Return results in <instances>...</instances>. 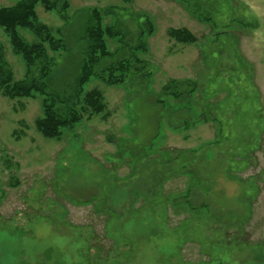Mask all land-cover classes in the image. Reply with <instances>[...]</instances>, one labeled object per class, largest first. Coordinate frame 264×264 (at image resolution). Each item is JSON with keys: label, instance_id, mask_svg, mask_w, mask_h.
<instances>
[{"label": "rangeland", "instance_id": "374dc122", "mask_svg": "<svg viewBox=\"0 0 264 264\" xmlns=\"http://www.w3.org/2000/svg\"><path fill=\"white\" fill-rule=\"evenodd\" d=\"M68 1L67 21L36 8L69 46L50 52L58 62L50 88L73 83L92 9L132 46L144 31L148 51L139 55L151 77L122 85L93 77L84 91L100 89L105 110L58 139L36 127L39 96L0 92V264H264V0ZM170 28L197 41L178 43ZM0 43L14 78H23L1 28ZM172 79L197 86L191 108L156 104Z\"/></svg>", "mask_w": 264, "mask_h": 264}, {"label": "trees", "instance_id": "16d2710c", "mask_svg": "<svg viewBox=\"0 0 264 264\" xmlns=\"http://www.w3.org/2000/svg\"><path fill=\"white\" fill-rule=\"evenodd\" d=\"M119 1L130 3L133 0ZM39 3L48 11H56L62 20H69L68 0H19L14 5L0 8V28L8 36L14 53L22 58L25 65V76L15 79L0 43V92L10 99L39 96L42 99L43 114L37 118L36 127L43 136L58 139L64 129L72 128L86 113L100 114L105 110L107 104L100 89L84 91L85 85L93 77L107 85H122L130 76L138 73L150 78L149 63L139 55L148 49L143 39L145 36L143 30L138 44L132 46L126 41V36L118 24H105L103 13L98 9H92L89 11L80 38L83 48L73 83L69 84L68 88L60 90L50 88L51 74L58 66L55 56L50 52L62 54L68 52L69 46L64 38L56 36L52 28L39 20L36 9ZM19 28L28 29L36 39L33 42L26 40ZM146 30L148 34L153 32L150 21L146 25ZM58 32L61 30L58 29ZM168 34L182 44L197 41V37L187 28H170ZM110 40L120 43L115 51L110 48ZM113 58L114 61L97 70V66L104 59ZM188 85L192 86L191 89L185 90ZM183 87L184 89H181ZM196 88L192 81L172 79L161 89L156 104L161 103L160 105L165 108L166 103L170 101L187 103L188 97L194 94ZM186 107H190L188 103L172 110L171 113L180 112ZM107 115L108 113H105V116ZM188 123L184 124L188 126ZM207 207V204L201 205L202 209ZM226 245L221 244L223 247Z\"/></svg>", "mask_w": 264, "mask_h": 264}]
</instances>
